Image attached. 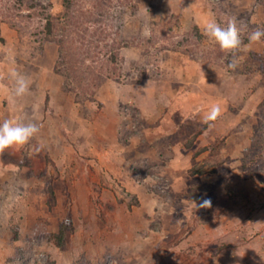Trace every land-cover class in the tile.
<instances>
[{
	"label": "rangeland",
	"instance_id": "1",
	"mask_svg": "<svg viewBox=\"0 0 264 264\" xmlns=\"http://www.w3.org/2000/svg\"><path fill=\"white\" fill-rule=\"evenodd\" d=\"M63 1L0 0V123L39 126L54 104L70 122L0 155V264H264V37L248 39L264 0H112L90 40L84 25L73 36L105 76L88 93L56 71L61 29L41 51L20 37L43 25L36 11L62 26ZM210 19H235L241 47L206 36ZM12 69L31 81L22 97ZM211 102L221 115L205 124Z\"/></svg>",
	"mask_w": 264,
	"mask_h": 264
},
{
	"label": "trees",
	"instance_id": "2",
	"mask_svg": "<svg viewBox=\"0 0 264 264\" xmlns=\"http://www.w3.org/2000/svg\"><path fill=\"white\" fill-rule=\"evenodd\" d=\"M19 1L22 2L23 0ZM111 1L112 0H64V16H66L63 19L64 24L62 26H59L60 22L57 18L53 17L50 12L36 11L37 13L35 14L44 18L43 25H38L33 27V29H29L28 27H25L22 30L18 29L20 31V37L27 34L32 38L33 42H38V45H36V49L38 51L42 50V45L45 40L57 39L58 33L55 30L58 31L61 29L63 31L62 33L64 36L57 39L59 56L56 62V71L62 75H65L69 80L71 83V85L68 87L69 90L78 88L81 93H88L90 92L92 86L101 83L105 78V76L102 74L94 73L95 70L93 69H95V66L88 67V64H86L85 61L89 55H87L88 53L82 49L84 42H78L73 38V36L78 31L77 28H79L81 25H84L86 31L84 33L85 38L90 40V37L87 36L86 33H94L95 35V32L93 30H89V32H87L88 23L92 22L95 24V26H93L95 27L94 30L101 28V18L105 15L106 7L111 3ZM25 4L28 8H33L36 6L35 3L25 2ZM30 15L31 14H27V16ZM114 45L118 48L124 45V43L119 42L117 45ZM114 53L116 52H111L109 56L110 60L115 58ZM99 67L101 70L104 69L102 65ZM56 236L57 233L52 232L48 234V238L54 241H56ZM56 243L57 246L60 245L59 242Z\"/></svg>",
	"mask_w": 264,
	"mask_h": 264
},
{
	"label": "clouds",
	"instance_id": "3",
	"mask_svg": "<svg viewBox=\"0 0 264 264\" xmlns=\"http://www.w3.org/2000/svg\"><path fill=\"white\" fill-rule=\"evenodd\" d=\"M142 35L145 38H150V28L145 26ZM205 35L214 39L219 44L220 48L226 52L237 50L242 45L240 29L235 19L230 20L226 27H222L214 19H210L205 24ZM262 37H264V28L258 27L250 34L248 39L252 42H257L260 41ZM228 67L235 70L237 65L234 62H229ZM9 76L14 81L13 97H22L29 92L31 81L25 74L16 69H12ZM0 79H2V77H0ZM220 115V106L213 105L205 115L203 122L205 124L214 122ZM39 132L40 127L36 122H25L21 118L15 120L4 119L3 122L0 123V155L13 145L24 146L29 144ZM37 150H39V148ZM193 204L195 209L208 208L212 206V201L211 198H204L200 204H197L195 201H193Z\"/></svg>",
	"mask_w": 264,
	"mask_h": 264
},
{
	"label": "crops",
	"instance_id": "4",
	"mask_svg": "<svg viewBox=\"0 0 264 264\" xmlns=\"http://www.w3.org/2000/svg\"><path fill=\"white\" fill-rule=\"evenodd\" d=\"M219 71V70H218ZM216 73H217V75L219 74V72H217V71H215ZM198 75V81H196L197 82V84H199V85H201L200 84V82L201 81H203L202 79V76L201 75H199V74H197ZM251 75H249L248 76V78L250 77ZM213 78V77H212ZM250 79H252V76H251V78ZM219 87V86H218ZM220 88V87H219ZM231 88H229L228 90H230ZM41 90H42V88H38V89H36V91L37 92H40L41 93ZM163 90H165V91H163ZM219 90V89H218ZM161 91L165 94V92L167 93V91H166V89H165V87H163L162 89H161ZM162 93V94H163ZM169 93V92H168ZM167 93V94H168ZM167 94H165L166 96H167ZM210 94H211V92H210ZM213 95V94H212ZM151 96V94L148 96V99H149V97ZM27 98H29V97H27L26 96V100H27ZM151 99H152V97H150ZM25 101V100H24ZM152 103V104H151ZM212 103V102H211ZM210 103V104H211ZM146 104V106H148V107H150L149 109H148V111L150 112V113H152L154 110H155V100H153L152 99V102H150L149 100H148V102L147 101H143L142 102V105H145ZM150 104V105H149ZM186 103H185V101L183 102V100L182 101H180V105H185ZM189 105V104H188ZM212 105H216L215 103H212ZM186 108H187V104H186V106H185ZM38 108V109H37ZM37 108H35V109H37L38 110V113H37V119H38V122H40V124H39V126H40V128H43V129H46L48 126H50L51 124H49V121L54 117V118H58V119H60V120H58V123H60V121L62 122V121H65L66 122V124L68 125V127H70V122L68 121V120H66L68 117L67 116H58L60 113H62V111H61V108H58V110H57V106L54 104V107H50V109L51 108H53V112H52V114H51V112L49 111V112H47V111H45V109H44V107H38L37 106ZM55 108V109H54ZM56 110H57V112H56ZM34 111V108H31L30 110L28 109V111L27 112H30V114L32 113ZM37 111H35V113H36ZM55 124V123H54ZM158 124H161V122H158ZM53 126V125H52ZM160 125H158V127L157 128H160L159 127ZM59 128V127H58ZM161 128H162V126H161ZM89 129V128H88ZM110 129H111V127H110ZM94 131V127L91 129H89L88 130V132H86V135H90L93 131ZM95 130L96 131H99V134L101 133V129L99 128V129H97V128H95ZM161 131H162V129H161ZM78 133H80L79 131H77ZM95 134V133H94ZM97 136V135H96ZM98 136H100V135H98ZM108 144H109V146H113V144L111 143V142H108ZM174 155H175V152H174ZM175 157V156H174Z\"/></svg>",
	"mask_w": 264,
	"mask_h": 264
}]
</instances>
